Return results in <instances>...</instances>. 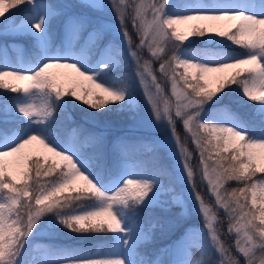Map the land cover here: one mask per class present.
I'll use <instances>...</instances> for the list:
<instances>
[{"label":"snow or ice","instance_id":"snow-or-ice-1","mask_svg":"<svg viewBox=\"0 0 264 264\" xmlns=\"http://www.w3.org/2000/svg\"><path fill=\"white\" fill-rule=\"evenodd\" d=\"M169 6V0H150L148 4H138L136 0H111L123 40L131 41L127 25L130 18L140 37L138 47H147L160 61V73L171 80L173 94L177 98L175 118L182 121L196 145L203 165V177L207 179L216 204L229 217L228 231L237 234L235 247L243 260L232 255L221 240L215 224L216 213L196 188L189 162L191 153L176 134L172 109L165 103L163 112L160 110L162 89L156 82L150 63L141 64L137 53L131 52L136 58V74L141 83L151 77L156 87L155 94L145 87L146 101L156 121H167L195 201L199 203L211 245L200 247L192 241L189 233L178 245L185 249L181 257L176 256L173 248L154 253L143 251L153 229L163 231L166 226L169 229L175 226L174 220L140 215L141 205L155 204L165 211L169 207V201L160 195L164 191L171 192L160 183L167 176V171L156 166L145 179L146 173L138 163H124V170L105 189L87 173L80 160V156L89 149L94 151L97 159H103L105 133L72 129L67 133L66 145L53 138L49 129L57 119L55 101L74 97L98 113L110 104H123L126 100L123 91L97 82V74H87L86 68L68 59L44 58L35 66L17 65L3 59L0 60V90L20 95L16 100L0 102V264H17L37 223L50 214L71 232L107 231L118 237L116 244L104 256L86 254L87 258L68 264H127L122 249L130 252L139 249L136 264H176L177 259L182 264H209L210 261L211 264H264V177L255 179L257 173L264 174V138H260L264 136V111H254L246 118L233 117L240 130L225 123H204L200 115L205 104L232 85L239 87L247 101H258L264 106V17L238 10L242 6L240 0H208L207 3L193 0L188 6L190 11L177 15L168 13ZM105 7L99 0H77L74 4L64 5L55 0H0V22L10 24L17 15L29 12L22 25L30 23L37 43L43 46L47 25L54 18L70 13L66 15L65 29L83 31L92 18V10ZM129 8L135 12L134 16ZM191 21L209 23L192 24L184 31L175 27ZM18 30L17 27L12 28V31ZM208 34L226 37L240 51L235 49L234 57L212 66L180 58V46L189 37ZM100 35L99 29L91 34L93 39ZM0 53H3L2 49ZM107 68V64L101 65V71ZM52 69L68 71H50ZM75 78L89 82L88 89L81 85L83 97L77 93L78 81ZM64 81L71 82L72 87L66 88ZM91 88L103 93L102 97H97V102L90 103L87 99ZM32 96H39L41 102L36 104L35 100L23 102L19 99ZM16 112L24 118L25 122H21L23 131L10 136L8 130L17 119ZM33 124L37 125L36 130H33ZM246 128L253 134L244 130ZM34 145L56 159L45 167L41 158H32L26 151ZM126 145L127 141L120 138L114 147L127 156ZM134 147L146 152L154 150L149 144ZM8 157L12 159L6 160ZM60 161L64 162L63 165ZM228 181H235L237 186L221 192ZM79 182H83L82 189ZM156 185H159L158 192L153 191ZM66 192L77 194L62 195ZM81 192L89 195L83 197ZM82 199L93 203L85 207L79 204ZM172 201L180 203L175 196ZM189 241H192L191 246ZM216 254H219L218 260L214 259Z\"/></svg>","mask_w":264,"mask_h":264},{"label":"rangeland","instance_id":"rangeland-1","mask_svg":"<svg viewBox=\"0 0 264 264\" xmlns=\"http://www.w3.org/2000/svg\"><path fill=\"white\" fill-rule=\"evenodd\" d=\"M44 2H53V0H44ZM55 2L64 5L74 4L77 0H55ZM99 2L106 7L92 10V18L88 27L83 31L75 29L67 31L65 29L66 15L70 13L54 18L47 25L43 46L37 43L31 31L30 23L22 25L24 18L30 15L29 12L26 11L23 14L17 15L16 19L10 24L0 22V49L3 50V53H0V60L7 59L13 64L35 66L38 62H42L44 58L68 59L71 62L78 63L82 68H86L88 70L87 74H97V82L106 83L117 91H123L126 95V100L123 104H110L108 108L98 113L94 112L88 105H85L83 100H76L74 97L69 96L74 101V104L78 108H84L86 116L88 115L86 119L87 124L81 125L79 129H83L86 132L105 133V142L102 148L103 159H97L94 151L89 149L80 156L84 169H86L90 176L96 178L102 187L107 189L111 182L124 170L122 167L124 163H138L146 173L143 177L145 179L149 178L147 173H150L154 167L159 166L164 168L167 171V176L160 183L164 185L165 189H171V192L164 191L160 193L161 196L169 201V207L167 208V213L169 214L164 220H174L175 226L171 229L166 226L163 231L153 229L151 238L158 234L163 239L153 253L158 252L160 249L173 248L177 257L183 256L185 249L178 247V245L189 233L192 234V241H195L200 247L208 248L211 245L208 230L205 226L204 218L199 211V203L195 201L191 186L188 183L183 163L178 149H176L167 121L158 122L155 120L151 106L148 105L144 95L145 87L154 94L156 87L153 85L151 77H148L144 83H141L139 76L136 74V58L131 55V52L137 53L141 64L146 61L150 63L152 73L156 77V82L162 89L159 102L160 110L163 112L165 103H167L172 109V114L175 118L174 113L177 98L173 94L171 80L160 73V61L151 55V51L147 47L142 49L138 47L140 37L133 43L123 40L118 19L111 7V0H99ZM149 2L150 0H136L138 4H148ZM204 2L207 3L208 0H204ZM191 3H193V0H169L170 6L167 11L171 15L182 14L185 11L191 10L188 7ZM240 3L242 6L238 10L244 11L249 15L264 17V0H240ZM130 11L134 16L135 12L131 8ZM148 15L150 18V11ZM207 23L209 22L191 21L188 24L176 25L175 27L184 31L192 24L204 25ZM13 27H17L20 30L12 31ZM98 29L101 30V35L98 39H93L91 34ZM23 34L29 35L30 43H24L22 40ZM195 38L189 37V40L180 46L178 55L181 59L212 66L234 57L236 50L240 51L238 46H234L233 48L222 46L219 43V37L215 34H208L200 37L199 40L197 39L198 37ZM9 54L13 57H10ZM102 64L108 65L105 71H101ZM50 71L68 70L52 69ZM75 79L78 81L77 93L83 97L81 85L84 89H88L90 88L89 82L80 81L79 78ZM64 84L68 89L72 87V83L69 81H64ZM226 89L227 93L231 92L232 97L228 95V101H221L219 100L221 92L210 103L204 105V111L200 114L201 120L204 123H225L227 126L236 127L240 130V125L232 118H242L237 110V105L245 103L246 98L237 85H232ZM177 92H179V87L177 88ZM17 95L20 94L0 95V102L8 99L16 100L18 99ZM102 96L103 93L99 89L91 88L87 99L90 103H93L97 102V97ZM19 99L23 102H28L30 99L35 100L36 104L41 102L39 96L21 97ZM65 99L66 97L61 101L54 102V112L57 115L64 111L65 117L71 119L70 113L66 110ZM252 103V113L254 111H264V106L259 105L258 101H252ZM15 116L17 119L8 130L10 136L23 131L21 122H25L24 118L18 112L15 113ZM175 119L180 122L181 128L185 130L182 121L179 118ZM32 127L33 130H36L37 125L33 124ZM65 128V132L61 136L55 133L52 126L49 130L58 143L66 145L67 133L75 129V126L71 124ZM244 130H248L250 134H253L250 129L246 128ZM188 135L191 139L190 134ZM255 135L258 136L259 133H255ZM120 138H124L127 141V145L124 146L128 149L127 156L124 155L121 149L114 147ZM260 138H264V136ZM45 139L47 140L48 138L45 137ZM139 144L152 145L154 150L151 152H146L142 148L137 150L134 146ZM26 151H28L30 156L33 155L41 158L42 162L47 161L51 163L56 159L38 145L30 146ZM196 152L197 155L194 156L197 157L196 163L198 164L196 168L198 172L197 187L201 188V184H203L202 187L213 202V205L210 207L222 211L223 220L221 222L228 229L229 217L225 210L216 204L215 196L211 192L207 179L203 177V165L200 162L197 148ZM11 159V157L6 158V160ZM59 163L63 165L64 162L60 161ZM262 177H264V174L256 175L255 179ZM153 183L155 184V181ZM78 186L82 189L84 187L83 182H79ZM224 190L225 188L221 189V192ZM153 191L158 192L159 185H156ZM173 196L178 197L180 203L173 202ZM92 203L93 201L91 200L80 205L86 207ZM190 211L199 215L197 219L202 221L189 219ZM60 229L67 228L59 224L54 215L50 214L40 220L34 228L33 234L28 237L24 251L21 253L17 264H68L70 261L87 258L86 254H98L102 257L109 252L118 239V237L109 233V242L103 247L98 245L80 247L77 245V239L74 238L70 240L73 243L67 242L68 245L65 246L60 243V238L62 237V234L59 233ZM231 234L233 236L232 242L235 246L238 237L235 231H232ZM192 241H189V246H191ZM56 246L57 249L54 250ZM69 250L71 251L69 252ZM235 250L242 261L243 257L236 247ZM137 251L139 249H133L131 252L128 249H122V255L126 259L127 264H136ZM198 257L199 251L197 250ZM176 264H182V261L177 259Z\"/></svg>","mask_w":264,"mask_h":264},{"label":"trees","instance_id":"trees-1","mask_svg":"<svg viewBox=\"0 0 264 264\" xmlns=\"http://www.w3.org/2000/svg\"><path fill=\"white\" fill-rule=\"evenodd\" d=\"M15 11V10H13ZM129 12L130 8L128 9ZM127 25H128V32L131 36V42H135V40L138 39V34L135 31L134 25L132 23V20L129 18V20L127 21ZM195 38V37H192ZM200 37H198L197 39L199 40ZM196 39V38H195ZM22 40L24 41V43L28 44L30 43V37L27 34H23L22 35ZM219 43L222 46L228 47V48H233L235 45H232L230 41H227L226 37L221 38L219 37ZM237 47V46H236ZM143 51V50H141ZM10 57L12 56L11 54H9ZM13 57V56H12ZM113 73V72H112ZM227 89H225L219 96V100L221 101H228V97L231 96L232 94L227 93L226 92ZM0 95H5V94H10V95H16L15 93H3V90H0ZM229 95V96H228ZM65 103H66V110L70 113L71 115V119L66 118L64 111H62L60 114H57V119L55 120V122L51 123V126L53 127L55 133L59 136H61L62 134H64L65 132V127L73 124L75 126V129H79L81 125L87 124L86 119L88 118L85 114V109L84 108H78L75 104L74 101L71 100L69 97H66L65 99ZM232 105H234L233 103H231ZM235 107V106H234ZM252 107H253V103L252 101H247L243 103V104H238L237 105V110L239 112L240 117L242 118H246L247 116L252 114ZM84 113V114H82ZM180 122L178 120H176V134L179 137L181 143H183L185 145V147H187L188 151L191 153V159H190V165L194 171V183L196 185L197 190L199 191V193L203 196V198L205 199V202H207V204L209 206L213 205L212 200H210V196L206 193L205 189L202 187L203 184H201V188L197 187V179H198V172L196 171L197 168V163H196V158L194 155H197L196 152V146L194 145V143L192 142V140L189 138V135L187 134V132H185V130H183L179 124ZM78 126V128H77ZM32 158H37V156H31ZM42 164H44L45 167L48 166V162L44 161L42 162ZM262 173H257L256 175H261ZM237 186V183L235 181H228L225 185L224 188L230 190L231 188H234ZM77 193H71V192H66L62 195H69V196H75ZM81 195L83 197H87L89 194L86 192H81ZM91 200L89 199H82L79 204H84L87 203ZM140 208L142 209V211L140 212L141 217L144 218H148L149 216L151 217H161L162 219L168 217L167 210H163L160 207H158L157 205H149V206H145V205H141ZM215 213H216V217L220 220H218L216 218L215 220V224L217 227L218 232L220 233V238L221 240L224 242L225 246L229 249V251L231 252L232 255L238 257L240 259V256L238 255V253L235 250V246L232 242L233 240V236L232 234L228 231L227 227L224 225V223H222L221 221L223 220V215L221 214V210L219 211L218 209H214ZM49 216V215H48ZM199 215L195 214L193 211H190V216L189 219H194L196 221L201 222L202 220H198ZM47 217V216H45ZM44 217V218H45ZM42 220V219H41ZM157 231H160V229H157ZM59 233L62 234V237L60 238V243H62L63 245H68V243H73L72 241H70L71 239H77V245L82 247V246H105L108 244L109 239H110V234L107 231L101 232V233H96V232H84V233H75V232H71L68 229H60ZM163 239H161L160 235L156 234L154 235L149 241H147L144 245H143V251L145 252H153L157 245L160 244L162 242ZM57 249V246L54 247V250ZM71 250H69L70 252ZM214 259H219V254H216V256L214 257ZM241 260V259H240ZM209 264H211V261L209 262Z\"/></svg>","mask_w":264,"mask_h":264}]
</instances>
